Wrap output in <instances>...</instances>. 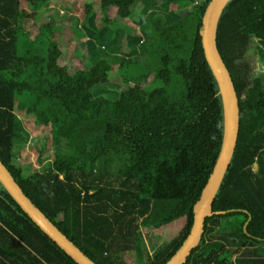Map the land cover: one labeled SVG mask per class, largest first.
Returning a JSON list of instances; mask_svg holds the SVG:
<instances>
[{"label":"trees","instance_id":"obj_1","mask_svg":"<svg viewBox=\"0 0 264 264\" xmlns=\"http://www.w3.org/2000/svg\"><path fill=\"white\" fill-rule=\"evenodd\" d=\"M25 1L31 8L0 0L1 161L96 264H126L122 250L132 248L130 264H166L191 231L194 205L223 140L222 96L201 36L210 0H97L101 29H93L96 12L86 3L83 24L99 40L102 29L114 38L127 26L110 20L111 10L127 19L141 5V49L133 36L132 57L115 43L95 62L72 56L58 39L60 26L50 21L32 36L24 22L50 0ZM166 4L170 18L159 13ZM252 38L264 61V0H228L216 42L237 91L239 134L212 203L216 213L206 218L184 264H264V81L251 75L245 60ZM114 67L129 80L152 70L163 84L146 89L137 83L115 99L95 94ZM42 133L47 145L32 147L37 162L49 148L54 152L52 164L38 170L25 143ZM0 264H78L1 183Z\"/></svg>","mask_w":264,"mask_h":264},{"label":"rangeland","instance_id":"obj_2","mask_svg":"<svg viewBox=\"0 0 264 264\" xmlns=\"http://www.w3.org/2000/svg\"><path fill=\"white\" fill-rule=\"evenodd\" d=\"M193 4L201 3L204 0H192ZM86 3H93V9L96 12L95 20L94 18L90 21L93 29L95 27L102 28L104 22L102 21V12L100 11L97 0H50L49 6L40 12L34 20L27 19L24 22V26L27 30L31 32L33 36L37 31V25L50 21L56 25H59L61 30L58 35V39L68 48L69 53L74 56L75 54H83L90 62H95L98 58H102L103 55H108L106 48L108 45H113L115 43H122V53L123 56H133L131 53V48L129 43L130 40L135 37V41H139L136 45L141 49L144 43V38L140 37L136 32L138 31V18L140 15L141 5H137L133 8V13L131 17L127 19H122L114 10L110 11V20L116 23H125L127 26L122 28H117L114 33V38L110 37V30L107 28L102 29V36L100 40L96 38V33L93 30L87 29L84 26V6ZM23 7L31 8V6L22 0ZM153 8V7H152ZM192 5L187 7L190 10ZM181 12V11H178ZM159 13H162L165 18H170L171 13L169 6L166 4L161 9ZM176 13V12H175ZM178 14V13H177ZM179 15V14H178ZM111 28H115V25ZM136 36H139L138 38ZM258 43L255 38L250 41V46L248 52L245 56V60L250 63L251 75H260L264 81V61L260 58V54L257 52ZM111 54V53H110ZM153 71L150 70L147 74L140 76L136 79H126L121 74L119 68L114 67L112 71L109 72L108 82L105 84H99L95 94H106L112 99L118 97L120 92L129 86L134 84H140L146 89H151L154 87H161L162 81L160 79H155L153 76ZM40 131V129L38 130ZM44 138L43 133L36 137V139L30 138L26 143V148L31 152V161L35 163V168L38 170H43L44 168L50 166L53 161V148H49L43 154V159L41 163L37 162V153L33 151L32 147H43L47 142ZM20 145H17V147ZM16 147V148H17ZM48 147V146H47ZM17 158V159H16ZM15 159L21 167L24 166V160L18 155H15ZM112 164L116 166L119 164L118 159ZM113 167V166H112ZM122 256L126 264H130L136 259V250L134 248L129 250H122Z\"/></svg>","mask_w":264,"mask_h":264},{"label":"water","instance_id":"obj_3","mask_svg":"<svg viewBox=\"0 0 264 264\" xmlns=\"http://www.w3.org/2000/svg\"><path fill=\"white\" fill-rule=\"evenodd\" d=\"M228 0H210L203 16L202 45L207 61L217 79L224 108L223 140L213 170L194 205L191 231L179 250L166 264H184L198 246L205 220L213 215L212 203L233 156L239 134V99L232 76L219 52L216 42L218 17ZM0 183L32 218V220L78 264H96L84 254L61 230L28 198L9 169L0 159Z\"/></svg>","mask_w":264,"mask_h":264}]
</instances>
